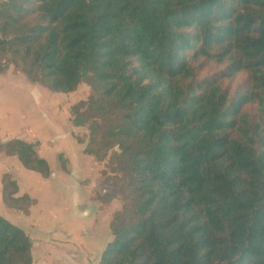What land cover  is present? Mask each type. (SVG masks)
<instances>
[{
  "label": "trees",
  "instance_id": "trees-1",
  "mask_svg": "<svg viewBox=\"0 0 264 264\" xmlns=\"http://www.w3.org/2000/svg\"><path fill=\"white\" fill-rule=\"evenodd\" d=\"M208 61L225 68L199 80ZM10 65L54 92L89 87L71 121L118 189L102 199L123 202L98 264H264V0H0ZM36 146L0 150L49 177ZM2 184L29 214L36 200ZM32 244L0 216V264H32Z\"/></svg>",
  "mask_w": 264,
  "mask_h": 264
},
{
  "label": "crops",
  "instance_id": "crops-1",
  "mask_svg": "<svg viewBox=\"0 0 264 264\" xmlns=\"http://www.w3.org/2000/svg\"><path fill=\"white\" fill-rule=\"evenodd\" d=\"M49 94L32 88L4 104L0 88V143L11 139L36 143L51 169V175L44 177L26 168L18 156L0 150V216L30 237L32 264H98L113 239L110 224L122 201L118 196L102 199L118 189L103 182V163L85 153V128L72 124L70 108L77 101L76 91L67 93L71 98L52 99ZM59 154L67 170L61 167ZM4 174L18 184L16 196L29 194L36 200L29 214L6 207Z\"/></svg>",
  "mask_w": 264,
  "mask_h": 264
},
{
  "label": "rangeland",
  "instance_id": "rangeland-1",
  "mask_svg": "<svg viewBox=\"0 0 264 264\" xmlns=\"http://www.w3.org/2000/svg\"><path fill=\"white\" fill-rule=\"evenodd\" d=\"M201 66L202 67L197 70V78L199 80L212 76L216 74L218 71L225 68V64H218L216 62H210V61L203 63ZM248 83L250 82H249V75L247 72L240 73L236 78L233 79L234 88H236L237 86L240 87H242L243 85L245 86ZM0 88L3 90L4 104L9 103V98L11 97L15 98V95L20 94L21 92L32 90V88H35V90L36 89L45 90L47 94L50 93L49 95H51L52 99L55 97V95H58L59 97L62 96V98L67 96L71 98V95L67 93L54 92L38 83H34L30 81L26 74L19 72V70L15 68L13 65H10L9 69L5 73L0 74ZM88 93H89L88 85L82 84L76 90V95L74 96V98L77 99L78 101L79 99L86 98L88 96ZM36 101L37 98L35 97L34 102L37 103ZM84 128H85L84 130L87 132L85 134L89 135V130L87 129V127ZM88 135H87V141H88ZM102 163L105 166V162Z\"/></svg>",
  "mask_w": 264,
  "mask_h": 264
}]
</instances>
